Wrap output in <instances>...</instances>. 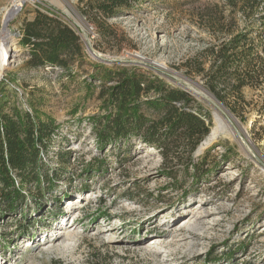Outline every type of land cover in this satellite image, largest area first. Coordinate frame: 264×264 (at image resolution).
<instances>
[{
    "label": "rangeland",
    "instance_id": "obj_1",
    "mask_svg": "<svg viewBox=\"0 0 264 264\" xmlns=\"http://www.w3.org/2000/svg\"><path fill=\"white\" fill-rule=\"evenodd\" d=\"M10 1L0 0V34ZM84 2L28 0L8 23L15 44L13 56L0 57V104L7 112L16 106L55 120L45 159L59 180L42 209L29 211L28 231L3 222L0 264H264V117L256 107L264 90L246 89L251 105L240 118L181 66L210 39L199 13L218 5L228 14L229 7L224 0H140L109 20L114 37L100 32L89 51L80 43L85 64L70 70L26 66L23 22L49 7L76 18ZM133 67L193 94L211 114V128L217 114L228 121L232 134L209 136L195 153L205 172L199 181L184 170L170 179L153 147L139 145L123 164L109 147L100 154L92 120L103 112L96 74ZM104 153L108 164L86 173L92 158Z\"/></svg>",
    "mask_w": 264,
    "mask_h": 264
},
{
    "label": "trees",
    "instance_id": "obj_2",
    "mask_svg": "<svg viewBox=\"0 0 264 264\" xmlns=\"http://www.w3.org/2000/svg\"><path fill=\"white\" fill-rule=\"evenodd\" d=\"M139 1L81 0V12L108 39L117 32L109 20L130 11ZM224 5L230 9L228 14L218 5L199 13L210 39L181 66L187 74L200 76L218 102L243 118L251 105L246 89L264 90V0H224ZM239 14L243 26L238 24ZM20 31V43L28 49L26 66L31 69L70 70L75 63L87 61L78 35L50 7L37 9L34 19H26ZM96 76L102 83L103 112L92 120L100 154L109 147L115 160L123 164L139 145L153 147L159 150L162 170L170 179L175 181L181 170L190 173L193 181L203 177V159L197 160L195 152L210 133L212 116L193 94L137 67L101 69ZM256 107L263 118L264 94ZM57 129L52 118L16 106L7 112L0 104V227L11 220L28 231L32 225L29 211L41 210L46 193L56 186L58 172L45 157ZM105 157V153L93 157L86 173L99 172L108 164Z\"/></svg>",
    "mask_w": 264,
    "mask_h": 264
},
{
    "label": "built area",
    "instance_id": "obj_3",
    "mask_svg": "<svg viewBox=\"0 0 264 264\" xmlns=\"http://www.w3.org/2000/svg\"><path fill=\"white\" fill-rule=\"evenodd\" d=\"M28 0H11L9 3V7L13 8L15 14L12 18L16 17L21 13L25 4ZM61 18L65 23H67L74 32L78 35L79 41L82 46L88 51L93 47L94 42L100 37V31L93 23L88 19L86 15L82 13V15H78L76 18L69 17L65 14H60ZM22 37V34L19 32V38ZM60 67H55V70H58Z\"/></svg>",
    "mask_w": 264,
    "mask_h": 264
},
{
    "label": "bare ground",
    "instance_id": "obj_4",
    "mask_svg": "<svg viewBox=\"0 0 264 264\" xmlns=\"http://www.w3.org/2000/svg\"><path fill=\"white\" fill-rule=\"evenodd\" d=\"M3 11H4V14H3L4 20H3V29H2V32L0 34V57L2 58V61L5 62L6 60H8L9 57L13 56V55H11V52L13 51V45L15 44V42H14L15 34L12 33L11 30L8 28V23L12 19V17L14 16L15 11L13 8H10V7L9 8L5 7ZM227 122L225 121V119L222 116L217 114L216 118H215V124L211 128V133H210L211 137L210 138H214L216 136H226V135L232 134V129L227 124ZM152 149L153 148L150 147V150H152ZM90 193L91 192H88V194H90ZM69 203H72V201L69 200ZM183 220L189 222L188 217L184 218ZM27 242H29V241H27ZM47 244H50V242H48L46 244L44 243L43 245L46 246ZM28 245L30 246L33 244L29 243Z\"/></svg>",
    "mask_w": 264,
    "mask_h": 264
},
{
    "label": "water",
    "instance_id": "obj_5",
    "mask_svg": "<svg viewBox=\"0 0 264 264\" xmlns=\"http://www.w3.org/2000/svg\"><path fill=\"white\" fill-rule=\"evenodd\" d=\"M209 136H210V133H209V135L201 142V144L199 145V147L197 148V150H196V152L195 153H198L200 150H201V148L203 147V144L205 143V142H207L206 140L207 139H209Z\"/></svg>",
    "mask_w": 264,
    "mask_h": 264
},
{
    "label": "crops",
    "instance_id": "obj_6",
    "mask_svg": "<svg viewBox=\"0 0 264 264\" xmlns=\"http://www.w3.org/2000/svg\"><path fill=\"white\" fill-rule=\"evenodd\" d=\"M35 15H36V13H34V15H32V17H29V18H27V19H28V20H33L34 17H35Z\"/></svg>",
    "mask_w": 264,
    "mask_h": 264
}]
</instances>
